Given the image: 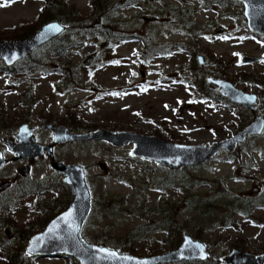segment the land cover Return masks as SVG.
I'll return each instance as SVG.
<instances>
[{
	"label": "rangeland",
	"instance_id": "1",
	"mask_svg": "<svg viewBox=\"0 0 264 264\" xmlns=\"http://www.w3.org/2000/svg\"><path fill=\"white\" fill-rule=\"evenodd\" d=\"M48 1L60 5L50 10H62L66 20L87 19L85 29H74L71 23L63 32L70 42L66 55L58 59L47 53V45L41 46L31 58L19 60L12 72L4 70L0 59V150L8 158L0 167V183L11 181V187L0 190L6 198L0 221L29 227V237L44 228L39 223L45 215L51 217L57 200L67 197V185L48 155L14 158L4 137L16 140L22 122L34 127L41 143L53 139L52 131L41 127L48 122L81 131L126 128L176 142L210 143L253 117L252 111L217 95L206 81L202 86L200 79L211 74L261 93L258 103L264 108V59L241 61L243 53L264 55V35L248 29L236 0H123L116 6L120 0H100L99 7L108 5L99 18L92 16L95 0H0V36L35 21ZM98 19L97 26H89ZM220 26L225 30L214 33ZM90 53L95 55L87 59ZM133 147L132 142L107 140L54 147L56 159L85 166L96 199L82 226L85 240L109 241L105 245L120 251L126 250L118 245L133 243L132 253L148 255L177 246L186 231L204 241L210 254L202 262L163 264H232L223 258L233 247L264 251V206L251 204L248 215L239 211L242 198L264 195V130L244 141L237 153L222 150L186 168L134 156ZM21 164L29 165L27 176L18 171ZM31 179H38L40 188L20 192L19 185ZM142 223H179L180 232L164 225L143 237L141 229L134 230ZM15 230L0 224V241L14 251L16 263L79 264L67 254H28V238L21 239ZM0 264L9 262L0 256Z\"/></svg>",
	"mask_w": 264,
	"mask_h": 264
},
{
	"label": "water",
	"instance_id": "2",
	"mask_svg": "<svg viewBox=\"0 0 264 264\" xmlns=\"http://www.w3.org/2000/svg\"><path fill=\"white\" fill-rule=\"evenodd\" d=\"M243 5L246 24L250 31L264 35V0H238ZM119 2L113 5H118ZM100 20L89 23L95 27ZM56 26L59 30L49 29ZM66 25L58 19H50L43 22L38 29L20 39L0 38V59L5 65H12L26 57L29 53L45 45L53 38L63 33ZM224 27L214 29V33H221ZM106 43H103L105 45ZM90 53L87 59L92 58ZM260 59L259 55L243 53L242 62H252ZM206 81L219 88L220 93L251 110L256 107L257 94L246 91L234 84L231 80L208 75ZM179 107L176 113H181ZM42 127L52 130L53 141L41 143L36 139L33 127L27 122H22L14 134L16 140L4 137V142L18 160H26L47 152L51 157L50 165L63 175V181L70 188L73 198L66 208L51 217L44 228L33 233L25 246V251L30 255H58L67 254L78 259L79 264H155L181 259H208L210 254L206 243L193 237L186 231L182 232V240L177 247L162 253L150 255H138L132 252L120 251L116 248L93 243L85 240L81 234L84 221L92 206L91 190L87 181L85 166L80 162H69L54 158L53 145L76 140H107L121 145L132 142L134 147L132 155L146 157L149 160L167 166L179 168L202 164L212 159L218 152L224 150L231 153L237 146L252 134H260L264 128V112L250 121L231 135L216 139L210 143H183L176 142L152 133H143L133 129H117L99 127L90 131L72 130L61 123H42ZM8 158L0 150V167L6 164ZM18 171L26 176L29 173V165L21 164ZM9 180L0 183V189L7 187ZM71 212L69 217L71 226L75 229L73 239H69L66 233V225L62 221L65 214ZM54 232H49L50 228ZM7 233L9 227L6 228ZM101 249L106 251H100ZM225 262L232 264H264V251L253 253L233 247L223 258Z\"/></svg>",
	"mask_w": 264,
	"mask_h": 264
},
{
	"label": "trees",
	"instance_id": "3",
	"mask_svg": "<svg viewBox=\"0 0 264 264\" xmlns=\"http://www.w3.org/2000/svg\"><path fill=\"white\" fill-rule=\"evenodd\" d=\"M215 2H219L222 0H213ZM237 1V0H236ZM102 4V2L100 0H95L94 6L96 7L95 12L92 14L93 17H100L102 16L103 12L105 11V8L108 4L103 3V6L99 7L98 5ZM52 6L55 7H59L60 5L58 3H54L52 1H48L46 2V4L42 7L41 12L39 13V15L37 16V19L33 22L30 23H23L21 24V26L19 27L18 31L12 33V35L9 36H0L2 38H7V39H20L28 34H30L31 32L35 31L36 29H38V27L45 21L50 20V19H58L61 22H63L66 25V29L68 26L71 25L72 23V28L74 29H85L86 26H88L87 22H86V18H83L82 20H75V21H69L66 20L67 17H64L62 14V10L58 13H54L50 10V8ZM67 15V14H64ZM91 18V17H89ZM65 29V30H66ZM88 29V27H87ZM63 33H61L60 35H58L57 37L53 38L52 40H50L48 43H46L45 45H47V53L50 55L55 56L56 58H61L64 57L66 55V51L67 48L70 45L69 41H66V39L63 38L62 36ZM9 37V38H8ZM43 45V46H45ZM35 51V50H34ZM29 53L26 57L27 58H31L33 52ZM199 61V60H198ZM18 62V61H17ZM16 62V63H17ZM12 65H5L4 62L1 66H3L4 70L8 71V72H12L14 70V66L15 64ZM201 80V84L203 87H205V80L204 79H200ZM71 127V126H70ZM73 128V127H71ZM187 166H182V168H186ZM39 180L38 179H31V183H26V184H20L18 189L20 190V192H25L26 194L28 193H32L34 191H36L39 187ZM11 187V186H10ZM19 192V193H20ZM18 193V194H19ZM22 194V193H21ZM67 194V197L64 196V200L62 201V197H60L57 202H56V206L51 210L53 212V214H51V217L56 215L58 212H60L61 210L64 209L65 206H67V204L70 203L71 199H72V192L70 190V188L68 186H66L65 188V195ZM252 202V203H251ZM264 206V195H261V197H257V198H242L240 203L241 206L239 208V211L245 213L246 215L251 214L250 210H251V206L253 204H258L259 203ZM3 203H6V198H4L3 196L0 197V205H3ZM41 203V201H40ZM96 203V199L94 197H92V206H91V210L93 211L94 206ZM42 204V203H41ZM40 204V205H41ZM252 204V205H251ZM90 210V211H91ZM90 213V212H89ZM89 215V214H88ZM87 215V216H88ZM251 216V215H249ZM50 217V218H51ZM48 216L45 215L44 219L42 220L41 223L39 224H43L46 225V223L48 222V220L50 219ZM254 218V217H252ZM259 220V218H257ZM0 224H8V225H12L14 226V228H16V230L14 231L15 234L20 235L21 239H27L29 238V235L31 232H33L32 230L29 229V227H23V228H19L18 226H16L15 223H4L7 222L6 220H1ZM164 225H169L170 228H172V230L174 231L176 229V233L178 234V232H180V225L179 223H142L140 226L135 227L134 230H139L141 229L142 235L143 237L146 236L148 233L153 232L155 230H158L160 228H162ZM26 233V234H25ZM25 234V235H24ZM6 241H0V256L4 257L9 264H18L16 263V258H13L11 255L14 254V251H8V247H6L7 245H5ZM109 243V241H103L102 244H107ZM133 244V243H132ZM132 244H128V245H118L119 247H121V250H126L128 252H131L133 247ZM176 246H173L172 248H174ZM21 257L22 255H24V252L21 250Z\"/></svg>",
	"mask_w": 264,
	"mask_h": 264
},
{
	"label": "flooded vegetation",
	"instance_id": "4",
	"mask_svg": "<svg viewBox=\"0 0 264 264\" xmlns=\"http://www.w3.org/2000/svg\"><path fill=\"white\" fill-rule=\"evenodd\" d=\"M238 1V0H237ZM117 2H119V4L118 5H120L122 2H123V0H120V1H117ZM238 2H240V1H238ZM241 3V2H240ZM242 4V3H241ZM114 6V5H113ZM242 8H243V5H242ZM243 14H244V12H243ZM246 19V18H245ZM225 30V29H224ZM257 34V33H256ZM260 35H263V34H260ZM104 43H106V42H104ZM107 45V43L105 44V45H103V46H106ZM95 55V54H94ZM260 56V59H264V55H259ZM198 58H199V62L200 63H202V57L201 56H198ZM260 59H258V60H260ZM256 61V60H255ZM253 62V61H252ZM212 75V74H211ZM208 76V75H207ZM206 76V77H207ZM212 76H215V75H212ZM206 77H205V81H206ZM215 77H219V76H215ZM223 78V77H222ZM207 82V81H206ZM207 84H210V83H208L207 82ZM210 85H212V86H214L217 90H218V92H217V95H219V96H221L222 94L220 93V91H219V88H217L215 85H213V84H210ZM245 90V89H244ZM246 91H248V90H246ZM250 92H254V91H250ZM256 94H257V100H256V107L253 109V110H251V109H249V108H247V107H245V106H243V105H241V104H239V103H237L238 105H241L244 109H247V110H250V111H252L253 112V117L250 119V118H245V119H243L242 120V122H241V124L236 128V130H238V129H240V128H242L243 126H245L246 124H248L250 121H252L253 119H255L256 117H258L261 113H263L264 112V108H262V109H260V107H259V103H258V101L261 99V97H262V95H261V93H259V92H255ZM223 96V95H222ZM231 100V99H230ZM169 107H170V105H169ZM42 127V126H41ZM68 127V126H67ZM68 128H70V129H72V130H80V129H78V128H71V127H68ZM48 129V128H47ZM51 130V129H50ZM235 130V131H236ZM263 130H264V128H263ZM263 130H262V132H263ZM33 131H34V127H33ZM52 131V130H51ZM53 134V133H52ZM261 134V133H260ZM253 135H258V134H252V135H250V136H248L244 141H247V139L249 138V137H251V136H253ZM52 141H53V139H52ZM51 141V142H52ZM243 141V142H244ZM51 142H48V143H51ZM71 142V141H70ZM76 142H84L83 140H76ZM242 142V143H243ZM65 143H68V142H64V143H57V144H54L53 145V154H54V158H56L55 157V152H54V147L55 146H57V145H60V144H65ZM242 143H240L238 146H237V148H236V150L235 151H233V152H231L230 154H234V153H237V151L239 150V148L241 147V144ZM44 144H47V143H44ZM222 151V150H221ZM228 153V152H227ZM43 155H48V153L47 152H44V154ZM43 155H40V156H43ZM49 156V155H48ZM50 157V156H49ZM50 159H51V157H50ZM29 174V173H28ZM27 176V175H26ZM5 181V180H4ZM10 181V180H9ZM3 182V181H2ZM11 186V181H10V184L7 186V187H5V188H3V189H0V190H4V189H7V188H9ZM73 198V197H72ZM72 200V199H71ZM66 208V207H65ZM85 222V221H84ZM29 239V238H28ZM178 246V245H177ZM176 246V247H177ZM175 248V247H174ZM128 252V251H127ZM165 252V251H164ZM162 253V252H161ZM135 254V253H134ZM139 255V254H138ZM148 255H150V254H148ZM181 260H186V261H195V262H202V261H204V260H197V259H181ZM206 260V259H205ZM224 261V260H223ZM167 262H170V261H167ZM167 262H158V263H155V264H163V263H167ZM225 262V261H224Z\"/></svg>",
	"mask_w": 264,
	"mask_h": 264
},
{
	"label": "snow or ice",
	"instance_id": "5",
	"mask_svg": "<svg viewBox=\"0 0 264 264\" xmlns=\"http://www.w3.org/2000/svg\"><path fill=\"white\" fill-rule=\"evenodd\" d=\"M53 28H55V30H57V31L59 30V28L56 27V26H49V29H50V30L53 29ZM117 63H118V62H117ZM114 94H115V93H114ZM71 215H72V213L69 212V213L65 214L64 217L61 218L62 221H63L66 225H68V227L66 228V233H67L69 239H73V238H74V236H73V232H74V230H75V229L71 226V223H70V221H69V217H71ZM54 231H55V228H54V227L49 229V232H54ZM100 251H106V250L101 249Z\"/></svg>",
	"mask_w": 264,
	"mask_h": 264
}]
</instances>
